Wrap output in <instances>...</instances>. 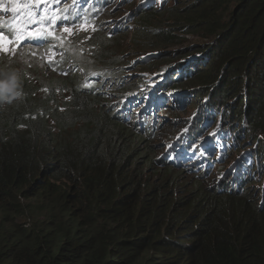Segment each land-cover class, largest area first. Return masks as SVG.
<instances>
[{
    "label": "trees",
    "instance_id": "16d2710c",
    "mask_svg": "<svg viewBox=\"0 0 264 264\" xmlns=\"http://www.w3.org/2000/svg\"><path fill=\"white\" fill-rule=\"evenodd\" d=\"M145 7L134 9L122 53L120 34L98 33L94 62L120 63L127 48L172 38L155 21L163 11L183 30L205 26L217 50L186 82L199 98L208 89L211 103L237 98L249 136L264 139V0ZM18 64L0 60V81L15 73L20 92L0 103V264H264L262 207L247 190L181 192L156 175L152 137L120 122L100 88H85L79 74Z\"/></svg>",
    "mask_w": 264,
    "mask_h": 264
},
{
    "label": "clouds",
    "instance_id": "9594fccd",
    "mask_svg": "<svg viewBox=\"0 0 264 264\" xmlns=\"http://www.w3.org/2000/svg\"><path fill=\"white\" fill-rule=\"evenodd\" d=\"M112 1L59 0L60 3L51 4L55 8L53 14L55 18L43 29L30 30L31 28L26 26L27 31L23 32L20 27L12 25L7 19L0 22L3 24L0 31L3 32L5 40L11 42L6 44L7 46L17 44L18 41V49L21 47L24 49L26 47L32 48L33 53H39L43 58L40 52L42 51L47 60L42 61L43 67L46 69L48 67V71L61 72L62 75L69 76L79 74L80 82L85 88H100V95L106 93V98L113 97L111 107L117 110L116 118L126 126L143 131L141 134L152 137L151 131L157 128L160 119L162 120L160 126H166L167 123L165 117L161 118L157 112L161 108H166L169 111L170 108L181 106L186 98L184 94L187 92L185 90L179 92L176 89L178 87L174 85L175 82L179 81L181 77L179 74L184 70L185 65L180 66L179 62H174L167 68L157 69L155 67L152 69L148 67L149 70L143 73L141 80L132 85L129 82L124 83L123 88L113 90L104 86L106 77H108V74L105 73L108 63H100L99 65L94 62L96 47H94L93 42L102 30L108 34L114 32V35H123L126 32L124 28H130L129 31L133 28L131 27L133 22H129L127 19H124L119 26L112 30L102 27V23L110 18ZM121 1L124 2L125 0ZM143 4L146 5L145 8L147 9H151L153 6L152 0H144L139 7H142ZM12 5L10 4V6ZM108 9L109 11H107ZM30 20V16H24L23 24H28ZM124 23L127 24L123 27ZM65 28L71 31H63ZM17 31H19L18 34H16ZM36 31H41L44 35L39 37L30 35ZM190 52L188 55L185 54V58L197 55L196 52ZM156 55L146 58L148 63L154 62L153 59H156ZM191 57L188 60L185 59L187 66L192 62ZM13 60L22 65V61ZM189 70L194 72V68H187L184 71L185 82L187 81L185 75ZM102 72L106 75L105 78ZM17 88L15 73L8 75L7 80L0 81V103H11L14 97L20 96ZM106 102L110 103V100H106ZM217 114L216 105L209 103L204 108L194 112L185 128L175 132L170 125H167L166 131L170 130L172 134L165 139L166 151L162 165H171L173 168L179 167L192 177L200 176L203 178L216 173L218 177L216 190L229 193L233 190L244 192L247 183L255 178L253 168L260 167L258 158L261 150L239 151L238 142L243 144L244 141L241 137L243 135L249 137L248 133L245 132L241 135L229 125L226 118L221 115L216 117ZM225 157H231L233 162L229 167L222 169L226 165ZM229 176L231 180L225 182ZM260 203H264V188L261 191Z\"/></svg>",
    "mask_w": 264,
    "mask_h": 264
},
{
    "label": "rangeland",
    "instance_id": "374dc122",
    "mask_svg": "<svg viewBox=\"0 0 264 264\" xmlns=\"http://www.w3.org/2000/svg\"><path fill=\"white\" fill-rule=\"evenodd\" d=\"M144 1V0H143ZM194 0H152L153 6L152 8H156L157 10H160V8L163 7L164 4H167L168 7L177 6L184 7L189 5ZM142 4V0H125L122 2L121 0H113L111 2V9H110V18L102 23V27L108 28L109 30L114 29V27H117L120 25V23L127 19L129 22H133L135 18L134 9L138 8ZM177 4V5H176ZM221 8H227L226 5H221ZM233 9V6H231L230 10ZM223 11V10H222ZM163 15H159L155 18L156 22H161L162 26H165L166 29L171 30L172 38H167L166 36L159 37L161 39H152L154 41L153 44H156L152 47H146V49L134 52L130 50V48H127L126 53L124 54L122 60L120 63L110 62L108 63V67L105 70V73L108 74V77H106V80L104 82V86L109 88L110 90L113 89H121L123 88L124 83H130L131 85L134 82H138L141 80V76L145 71H148L151 66H149L148 61L146 58H150L152 55H156V52H158V55H156V59L154 61V65L157 69L161 68H167L168 65L174 64L179 62V65H185L184 70L179 74L181 77L179 78V81L177 83L175 82L174 85H176V88L179 92L180 90H185L187 94H184L186 98L184 99L183 104L181 106H177L174 108H170L169 111L166 110V108H161L160 111H158V115L163 118L165 117V121H167L166 126H160L162 120L157 123V128L154 131H151L152 133V141H150L151 145H154L155 150L154 158L156 159L157 163L154 164V171L156 172V175L163 179H171L176 182L178 185V188L181 192H187L190 190H193L197 187V185H205L206 187H210L213 189H217L216 186L218 184V177L216 176V173L209 175L207 177L200 178V180L195 179L190 175L188 172L184 171L183 169L179 167H174L173 169H169L168 167H165L162 165V161L164 159V153L166 151V145H165V139L170 134H172L169 131H166L167 125H170L175 132H177L179 129L185 128L189 121L194 114L195 111L198 109L204 108L205 105H208L209 103L213 102L212 97L208 94V89H204L202 91V98H199L194 94V89L185 82L184 79V71L187 68H194V71L196 69L206 68L209 67L206 64V54L205 53H214L217 50L215 40L217 39V36H214V32H211L207 29H204L205 26H202L204 28L200 29H186L183 30L181 25L182 23H176V21L172 18L171 14L169 12L163 11ZM180 22V21H179ZM173 29H172V28ZM124 30L128 33L125 36L119 35L116 37L118 40L117 43L120 45L119 51L122 53L123 49H125L126 45H130L132 42L130 34V28H124ZM129 36V37H127ZM126 37L128 39H126ZM135 37V36H134ZM133 37V38H134ZM138 40V38H135ZM157 40V43L155 41ZM171 40L172 42H169ZM150 40H146V43H149ZM151 44V45H153ZM7 46V45H6ZM150 46V45H149ZM11 47V46H8ZM196 52L197 55H191L190 59L192 60L191 64L187 66L185 64L186 60L189 59L185 58V54H189V52ZM43 55V58L39 53L35 54L32 52V48L26 47L24 48H16V54L15 55H8L3 52H0V60L7 61L8 59H15L20 60L23 62H30L31 66H36V70L39 71V67H43L42 61H47L44 57V54L42 51H40ZM161 52V53H159ZM190 52V53H191ZM119 53V54H120ZM151 54V55H148ZM182 56V58H180ZM184 61V63H183ZM20 67H22L21 64H18ZM100 65V64H99ZM103 66V65H102ZM106 67V66H104ZM116 68V71H115ZM118 70V71H117ZM204 71V69H203ZM175 74V73H174ZM122 77V78H121ZM60 90V94L66 95L64 91ZM245 92V90H244ZM243 92V93H244ZM113 97L109 99L106 98V100H110V103L106 102L107 106H110V111L115 116L117 110L111 107V100ZM235 99L237 98H230L226 99L225 101L220 100L214 102V104L217 107L218 116H222L228 120L229 125H231L234 129H236L238 132L243 135L245 132L249 135L248 128L250 127V123L247 120V117L239 118L238 115H236L234 107L237 106L235 104ZM209 102V103H208ZM232 111V113H231ZM52 126H55L53 122H50ZM56 127V126H55ZM134 127V126H133ZM93 125L91 129H93ZM139 133H142L143 131L139 130L138 128H135ZM58 132V129L55 130ZM147 131V130H146ZM246 138V139H244ZM253 137H247L243 135L241 139L244 140V143L242 144L240 141L238 142L239 151H258L261 150L260 156L258 158V163L260 167H254L253 171L255 172L253 176L255 177L253 181H249L246 185V190L248 191V196H250L251 200L253 199L255 202H259V207H262L261 215L264 216V203H260L261 201V191L262 188H264V139L262 137L259 138V141L256 142ZM258 149V150H257ZM233 157V156H232ZM234 159H236L234 157ZM224 161L226 162V165L222 168L229 167L233 159L231 157H225ZM231 180V177L225 179V182H229ZM253 182H255L253 184ZM200 183V184H199Z\"/></svg>",
    "mask_w": 264,
    "mask_h": 264
},
{
    "label": "snow or ice",
    "instance_id": "6c2138e0",
    "mask_svg": "<svg viewBox=\"0 0 264 264\" xmlns=\"http://www.w3.org/2000/svg\"><path fill=\"white\" fill-rule=\"evenodd\" d=\"M142 2H143V0H142ZM63 31L70 32L71 30L68 28H65V29H63ZM30 35L39 37L41 35H44V33L41 31H36V32L30 33ZM10 43H11L10 41L5 40L3 32L0 31V52H3V53L8 54V55H15L16 54V48L18 45V41H17V44H12L11 47L6 46V44H10Z\"/></svg>",
    "mask_w": 264,
    "mask_h": 264
}]
</instances>
